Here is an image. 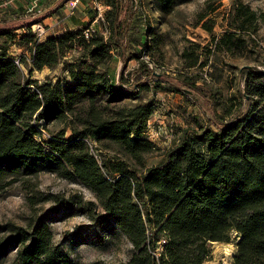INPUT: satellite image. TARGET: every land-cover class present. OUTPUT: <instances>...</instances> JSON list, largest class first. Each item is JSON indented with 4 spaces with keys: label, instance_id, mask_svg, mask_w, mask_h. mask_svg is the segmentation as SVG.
Wrapping results in <instances>:
<instances>
[{
    "label": "trees",
    "instance_id": "trees-1",
    "mask_svg": "<svg viewBox=\"0 0 264 264\" xmlns=\"http://www.w3.org/2000/svg\"><path fill=\"white\" fill-rule=\"evenodd\" d=\"M66 1L60 0L42 19ZM97 1L105 6L101 20L107 36L86 27L41 41L31 31L39 22L29 20L31 14L0 22V38H6L0 44V192L41 172L86 187L102 212L95 211L94 202L74 195L65 199L38 192L29 200H55L60 207L54 211L77 207L98 225L116 226L133 246L126 264H203L212 256L211 244L229 243L232 232L239 237L232 264H264V71L240 68V75L246 76L241 94L245 107L229 120L217 113L206 124L195 120L160 161L146 166L145 154L156 151L146 137L156 108L151 102H128L149 90L160 74L142 60L149 52L144 33L135 34L144 26L142 13L130 0ZM154 1L167 14L179 0ZM230 14L235 17L229 25L233 31L215 40V47L226 52L239 49L246 32H256L257 17L242 2H235ZM204 20L205 15L200 16L198 24L203 21V29L211 32L213 24ZM19 30H26L18 45H29L32 71L55 68L67 54L77 53L65 62L64 80L39 83L22 77L7 53ZM115 56L122 69L131 60L138 67L127 71L126 78L122 73L112 78ZM183 56L189 58L187 68L198 65L187 50ZM193 87L194 81L184 79L172 90L184 94ZM55 122L64 128L43 137L42 128ZM89 141L104 150L116 147L143 170L116 153L98 161ZM47 216L33 217L24 228L0 224V262L14 246L10 264H79L52 244ZM162 239L166 243L157 252Z\"/></svg>",
    "mask_w": 264,
    "mask_h": 264
},
{
    "label": "rangeland",
    "instance_id": "rangeland-1",
    "mask_svg": "<svg viewBox=\"0 0 264 264\" xmlns=\"http://www.w3.org/2000/svg\"><path fill=\"white\" fill-rule=\"evenodd\" d=\"M9 1V0H6ZM2 2H5L2 0ZM60 0H11L0 8V22L18 18V16L31 14L29 20H39L31 27L34 38L42 41L49 36L61 35L66 31H75L79 28H89L107 36L104 21L97 16L93 0H80L77 7L71 9L65 3L58 12L42 19L48 9L54 7ZM242 2L255 13L256 32L244 34V44L238 49L225 51L215 47L216 38L233 31L235 17L230 14L234 3ZM33 4H36L33 6ZM133 9H140L143 24L140 32L148 55L142 60L150 69L160 74L150 82L149 90H142L137 100L129 104L151 102L155 105L156 113L149 119V134L156 151L145 154L146 166L155 165L160 161L165 151L174 145L180 132L188 126H195V120L206 124V119L214 113L220 114L225 120L233 117L246 103L241 101V94L245 87L246 76L240 75L239 69L243 66L261 69L264 71V0H179L171 13H161L154 0H130ZM205 15L213 24L211 32L198 24L199 17ZM204 20V21H205ZM26 30L16 32L14 42H9L7 53L11 58L18 59L22 77L37 82L52 81L56 78L64 80L66 77L65 62L72 60L67 54L63 62L55 68L31 70L29 45L19 44V36ZM88 33L87 31H85ZM141 34V35H142ZM6 38H0V44ZM139 46L135 48L138 50ZM187 50L192 56L198 58V65L187 68L189 58L182 57ZM112 78L136 69L135 60L127 62L122 69V62L115 56L111 63ZM160 79V81H159ZM194 81L193 89L183 93L173 91V87H180L183 80ZM156 86V87H155ZM64 126L61 123H51L42 128L43 137L57 134ZM67 129L64 137L69 136ZM92 153L100 160L103 155L116 153L130 164L131 167L140 168L135 162L125 157L112 146L111 150H104L93 141L90 142ZM45 195H59L65 199L69 196H79L83 201L95 203V211L102 212L97 199L86 187L71 180L63 179L56 174L41 172L36 178H26L8 185L0 192V224H15L24 228L40 214H47V224L51 230L52 244L60 245L68 256L79 264H126L133 252V246L121 231L112 224L98 225L87 214L77 207L60 208L55 200L33 204L29 197L35 193ZM54 211V213H53ZM235 232L229 236V243L235 239ZM219 243H212L211 247L218 249ZM229 251H226V254ZM231 252V251H230ZM16 248L11 246L8 255L0 264H10L14 258ZM223 255V254H222ZM228 255V254H227ZM227 263L231 264L229 260ZM221 260L219 261V263ZM216 263V264H219Z\"/></svg>",
    "mask_w": 264,
    "mask_h": 264
},
{
    "label": "crops",
    "instance_id": "crops-1",
    "mask_svg": "<svg viewBox=\"0 0 264 264\" xmlns=\"http://www.w3.org/2000/svg\"><path fill=\"white\" fill-rule=\"evenodd\" d=\"M66 4V2H65ZM36 4H33L35 6ZM46 19V18H45ZM156 113V109L154 114ZM235 239H232V243H224V242H218V249H214V247H211V258L208 260H205L203 264H216L219 263L220 260H229L232 264V259L234 252L236 250V241L239 240V237H234ZM216 242H214L215 244ZM217 243V244H218ZM226 251H231V256L226 254ZM223 254V255H222Z\"/></svg>",
    "mask_w": 264,
    "mask_h": 264
},
{
    "label": "built area",
    "instance_id": "built-area-1",
    "mask_svg": "<svg viewBox=\"0 0 264 264\" xmlns=\"http://www.w3.org/2000/svg\"><path fill=\"white\" fill-rule=\"evenodd\" d=\"M10 1H11V0H9V1H5V2L1 3V4H0V8L3 7V5H7ZM79 1H80V0H67V1H66V5H67L68 7H70L71 9H73V8H76V7H77V3H78ZM93 6H94V8L97 10V16L100 17V18H102V13H103L104 10H105V6H103L102 3L98 2L97 0H93ZM39 40H40V38H39ZM13 60H14L15 64L18 65V66L20 67V62H19V60H18V59H15V58H14ZM146 137H147V138L150 137V134H149V123H148V128H147V131H146ZM149 139L151 140V138H149ZM90 142H91V141H89V146H90V149H92V146H91V143H90ZM91 153H92V151H91ZM92 154H93V153H92ZM94 156H95V158L99 161V159L96 157L95 154H94ZM165 243H166V242H165L164 239H162V240L159 241V248L157 249V252H158L159 250L162 249V246H163ZM219 264H229V263H227L226 260H221V262H220Z\"/></svg>",
    "mask_w": 264,
    "mask_h": 264
},
{
    "label": "bare ground",
    "instance_id": "bare-ground-1",
    "mask_svg": "<svg viewBox=\"0 0 264 264\" xmlns=\"http://www.w3.org/2000/svg\"><path fill=\"white\" fill-rule=\"evenodd\" d=\"M227 254H228L229 256H231V255H232L230 251H229Z\"/></svg>",
    "mask_w": 264,
    "mask_h": 264
}]
</instances>
